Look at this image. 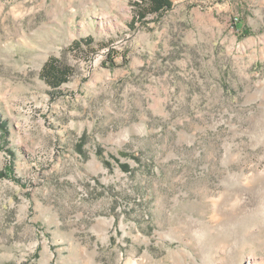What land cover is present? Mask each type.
<instances>
[{
    "label": "rangeland",
    "instance_id": "rangeland-1",
    "mask_svg": "<svg viewBox=\"0 0 264 264\" xmlns=\"http://www.w3.org/2000/svg\"><path fill=\"white\" fill-rule=\"evenodd\" d=\"M138 1L0 0V264H264V0Z\"/></svg>",
    "mask_w": 264,
    "mask_h": 264
},
{
    "label": "trees",
    "instance_id": "trees-1",
    "mask_svg": "<svg viewBox=\"0 0 264 264\" xmlns=\"http://www.w3.org/2000/svg\"><path fill=\"white\" fill-rule=\"evenodd\" d=\"M133 6L135 7L136 20L130 24L131 28H134V24L137 21H142L147 15H158L164 11L170 10L172 7V0H139L138 2H134ZM92 43L93 38L88 37L83 40L75 41L72 47L80 50V47L84 45L87 49H90ZM111 63L114 65L113 62ZM72 73L73 70L71 67L61 63L54 57H49L42 66L39 75L49 87L56 90L69 81Z\"/></svg>",
    "mask_w": 264,
    "mask_h": 264
}]
</instances>
